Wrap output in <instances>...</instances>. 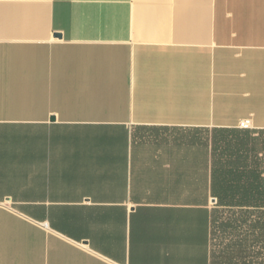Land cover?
<instances>
[{"label": "crops", "instance_id": "obj_1", "mask_svg": "<svg viewBox=\"0 0 264 264\" xmlns=\"http://www.w3.org/2000/svg\"><path fill=\"white\" fill-rule=\"evenodd\" d=\"M214 185L264 200V0H0V264H211Z\"/></svg>", "mask_w": 264, "mask_h": 264}, {"label": "trees", "instance_id": "obj_2", "mask_svg": "<svg viewBox=\"0 0 264 264\" xmlns=\"http://www.w3.org/2000/svg\"><path fill=\"white\" fill-rule=\"evenodd\" d=\"M213 192L219 207L212 215L211 264H264V200H225L217 185Z\"/></svg>", "mask_w": 264, "mask_h": 264}, {"label": "built area", "instance_id": "obj_3", "mask_svg": "<svg viewBox=\"0 0 264 264\" xmlns=\"http://www.w3.org/2000/svg\"><path fill=\"white\" fill-rule=\"evenodd\" d=\"M251 124H252L251 119H244V120H242L240 122V127L247 129V128H250L251 127Z\"/></svg>", "mask_w": 264, "mask_h": 264}, {"label": "water", "instance_id": "obj_4", "mask_svg": "<svg viewBox=\"0 0 264 264\" xmlns=\"http://www.w3.org/2000/svg\"><path fill=\"white\" fill-rule=\"evenodd\" d=\"M213 201L215 202L216 200L214 199Z\"/></svg>", "mask_w": 264, "mask_h": 264}, {"label": "rangeland", "instance_id": "obj_5", "mask_svg": "<svg viewBox=\"0 0 264 264\" xmlns=\"http://www.w3.org/2000/svg\"><path fill=\"white\" fill-rule=\"evenodd\" d=\"M214 242V241H213Z\"/></svg>", "mask_w": 264, "mask_h": 264}]
</instances>
